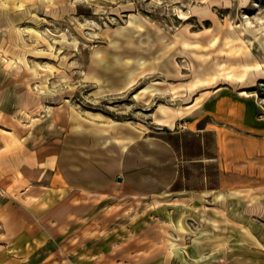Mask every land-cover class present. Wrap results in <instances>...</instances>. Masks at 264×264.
<instances>
[{
  "label": "rangeland",
  "instance_id": "374dc122",
  "mask_svg": "<svg viewBox=\"0 0 264 264\" xmlns=\"http://www.w3.org/2000/svg\"><path fill=\"white\" fill-rule=\"evenodd\" d=\"M41 148L111 172L80 264H264V0H0V153Z\"/></svg>",
  "mask_w": 264,
  "mask_h": 264
},
{
  "label": "crops",
  "instance_id": "0c3cea01",
  "mask_svg": "<svg viewBox=\"0 0 264 264\" xmlns=\"http://www.w3.org/2000/svg\"><path fill=\"white\" fill-rule=\"evenodd\" d=\"M72 156L62 150L49 165L42 148L0 153V264H80L62 244L71 215L84 207L72 200L105 193L112 180Z\"/></svg>",
  "mask_w": 264,
  "mask_h": 264
},
{
  "label": "water",
  "instance_id": "95a60500",
  "mask_svg": "<svg viewBox=\"0 0 264 264\" xmlns=\"http://www.w3.org/2000/svg\"><path fill=\"white\" fill-rule=\"evenodd\" d=\"M118 178H119V180H121V177L120 176Z\"/></svg>",
  "mask_w": 264,
  "mask_h": 264
},
{
  "label": "bare ground",
  "instance_id": "6f19581e",
  "mask_svg": "<svg viewBox=\"0 0 264 264\" xmlns=\"http://www.w3.org/2000/svg\"><path fill=\"white\" fill-rule=\"evenodd\" d=\"M242 92L244 93L245 91L243 90Z\"/></svg>",
  "mask_w": 264,
  "mask_h": 264
}]
</instances>
